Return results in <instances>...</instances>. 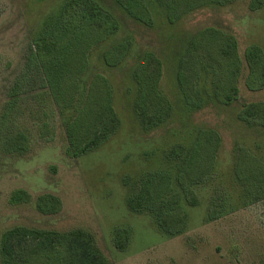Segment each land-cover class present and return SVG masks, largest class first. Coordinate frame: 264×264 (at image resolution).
<instances>
[{
	"label": "rangeland",
	"instance_id": "rangeland-1",
	"mask_svg": "<svg viewBox=\"0 0 264 264\" xmlns=\"http://www.w3.org/2000/svg\"><path fill=\"white\" fill-rule=\"evenodd\" d=\"M63 1L0 0V111L23 70L33 35ZM99 1L116 12L121 30L93 49L91 68L111 80L120 126L99 147L75 158L66 152L65 132L56 114L52 139H48L50 134L41 138L35 129L29 153L11 156L0 152V246L3 233L16 225L60 231L84 228L95 235L111 264H264V177L255 171L239 174L237 164L239 148L244 147L264 169V129L238 119L245 102L264 100V90L247 88L245 69L238 83L239 100L193 111L184 102L177 81L179 59L200 28L227 27L237 36L243 57L252 43L264 48V6L252 11L249 0L209 5L174 23L159 12L154 27H148L133 21L115 0ZM126 35L136 41L130 58L108 66L103 52ZM146 49L156 51L164 61L161 86L174 107L170 119L152 129H145L134 111L132 68ZM190 63L193 71L195 60ZM209 79L204 70L196 78L202 104L211 99L207 95L213 88ZM39 87L40 82H34L26 92L29 95ZM205 127L216 128L222 136L215 165L203 181L192 186L199 200L196 205L178 196L183 199L186 224L180 233L166 234L155 213L133 212L128 200L144 174L169 170L175 176L186 154L174 157L169 151L175 145L188 149L198 130ZM17 189L26 190L31 201L12 203L11 195ZM45 192L62 199L59 213L47 215L37 210L35 200ZM211 209L216 210L215 216ZM119 229L129 230L124 250L115 246Z\"/></svg>",
	"mask_w": 264,
	"mask_h": 264
},
{
	"label": "trees",
	"instance_id": "trees-1",
	"mask_svg": "<svg viewBox=\"0 0 264 264\" xmlns=\"http://www.w3.org/2000/svg\"><path fill=\"white\" fill-rule=\"evenodd\" d=\"M135 22L154 27L155 15L163 13L170 23L209 5H226L236 0H115ZM249 9L257 11L264 0H249ZM121 20L113 9L99 0H64L50 14L42 29L32 39L23 70L8 90V98L0 111V152L22 156L32 149L34 131L42 138L50 134L52 121L60 115L69 156L78 158L103 144L120 126L114 105V87L103 72L93 71L90 53L100 44L115 37ZM135 37L114 40L103 52L108 66H118L130 58ZM178 66L177 81L184 102L195 110L215 103L231 104L239 100V80L246 74L245 84L251 91L264 90V48L252 43L239 51L237 36L227 27L206 26L193 33ZM191 60L196 68L190 71ZM202 70V71H201ZM205 71L213 88L211 98L202 104L196 78ZM164 61L152 49L139 54L132 68L136 95L134 111L145 129L166 123L173 104L162 89ZM209 77V78H208ZM198 80V79H197ZM40 82L30 91L26 87ZM205 93V94H206ZM238 119L249 127L264 129V100L245 102ZM222 145V136L214 127L198 130L188 149L175 145L169 154L185 160L177 174L169 170L144 174L128 200L133 212L152 211L166 234L180 233L186 224L182 200L196 205L198 198L193 184L203 181L215 165ZM264 148V146H262ZM252 153V152H251ZM244 147L239 148L238 173L259 172L261 162ZM240 169V170H239ZM251 175V174H250ZM258 177V178H259ZM172 192L173 196L168 197ZM12 203L31 201L24 189L15 190ZM36 208L43 214H57L62 199L52 193L40 194ZM216 210L210 213L215 216ZM129 230L119 229L115 246L124 250ZM1 264H111L99 247L95 235L84 228L66 231L16 225L7 229L0 246Z\"/></svg>",
	"mask_w": 264,
	"mask_h": 264
}]
</instances>
